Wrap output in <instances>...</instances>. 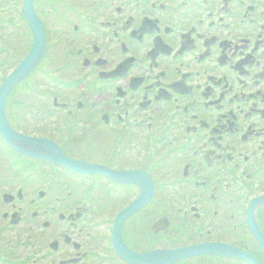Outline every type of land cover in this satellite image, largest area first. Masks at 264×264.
<instances>
[{"label":"flooded vegetation","instance_id":"af4514ba","mask_svg":"<svg viewBox=\"0 0 264 264\" xmlns=\"http://www.w3.org/2000/svg\"><path fill=\"white\" fill-rule=\"evenodd\" d=\"M37 8L57 43L53 86H66H59V104L66 108L60 120L52 115L46 121L47 134L24 128L22 113L16 128L54 136L86 160L99 158L101 131L107 130L111 152L104 163L149 171L156 188L173 191V240L226 242L264 264V251L245 224V203L264 195V0H38ZM20 16L19 0H0V79L31 44ZM32 89L31 82L15 89L17 111L26 109ZM1 148L0 140V165ZM15 155L2 169L19 163ZM162 171L169 179L159 180ZM0 173V264H36L35 247L25 252L21 236L36 239L41 215L30 217L28 210L37 202V188L49 189L47 181ZM93 178L101 181L99 191L113 190L121 208L139 193L135 184L103 176L81 177L86 188ZM6 192L16 198L6 202ZM119 205L113 201V218ZM73 207L67 219L50 221L49 229L58 232L59 261L80 257L85 264L98 257L100 244L84 233L87 209ZM16 212L21 220L14 224ZM134 217L141 226L145 209ZM257 218L264 231V207ZM45 233L49 238L55 232ZM153 247L132 246L138 252ZM48 262L57 264L53 256Z\"/></svg>","mask_w":264,"mask_h":264},{"label":"water","instance_id":"95a60500","mask_svg":"<svg viewBox=\"0 0 264 264\" xmlns=\"http://www.w3.org/2000/svg\"><path fill=\"white\" fill-rule=\"evenodd\" d=\"M25 16L34 33L33 48L21 65L5 79L0 88V135L6 143L27 157L43 160L78 174H103L121 182L138 183L142 188V194L117 216L112 233V241L116 253L121 259L130 264H176L184 259L199 255L236 257L244 259L250 264H260L251 254L221 243H204L178 249H157L144 254L134 252L126 245L123 239L122 226L129 216L142 209L151 200L154 193V185L148 175L138 172H115L102 165L72 159L55 142L23 135L11 127L5 111L7 98L15 85L39 66L46 49L47 38L45 29L34 12L33 0H25ZM262 205H264V197L253 200L250 203L248 221L252 232L264 249V234L255 218L257 208Z\"/></svg>","mask_w":264,"mask_h":264},{"label":"rangeland","instance_id":"374dc122","mask_svg":"<svg viewBox=\"0 0 264 264\" xmlns=\"http://www.w3.org/2000/svg\"><path fill=\"white\" fill-rule=\"evenodd\" d=\"M10 113L13 116L15 114V107L12 104L10 105ZM26 164L29 168L28 171H30V169H31L30 167L32 165L29 161L21 162L20 166L23 169V167H26ZM38 168H39L38 170H36L35 168H34V170L35 171H51V169L49 167L45 168L42 165H38ZM22 169L20 171H23ZM9 170L13 171L15 169L9 168ZM9 170L6 169L5 171H9ZM55 171L56 172L53 173L54 184H57L58 187L61 188L62 185H59V182L62 180H65V182H66V179H62V178H66V175L64 176L61 174V172H58L57 170H55ZM0 175H1V173H0ZM68 184L70 185V181H68ZM75 186H72V188H73V190H75V194H77V195H75L71 191V188L67 192H61V190H59L58 187H56L55 189L52 190V195L50 197L45 198L42 201H39V203L36 205L35 209L39 210V211H44L45 209H51V208H53V206H56L58 212L59 211L65 212L66 210L68 211V208H66V206H63L60 203H57L56 200H52V199H55V197L60 196V197L64 198V202H67V200H74V199L82 198L83 193H81V188L79 189L80 194L78 195V192H77L78 190H76L77 186L76 187ZM83 187H85V185H83L82 188ZM160 197H162L163 199H167V196L165 194H161ZM171 202H173L172 198L169 199L168 203H171ZM164 205L165 204H162L160 199L157 200L156 203L154 205L150 206V208L147 210V213L145 214L146 217L144 219V223H142L141 226L137 225L135 222L132 224V226H130L128 228V232L126 233L127 234L126 238L128 237V240L131 242L132 245H134L136 247L141 246L143 248H148L150 246H158V245H162V244L166 245V243H168V242H175L176 245L181 244V241H182L181 238H179V239L175 238L173 240V237H172V235H174L178 231V226H175L176 223H174L175 221L173 222L174 226L172 225V228H171L172 230H170L169 234L162 233V234H159L158 236L154 235V232L152 230V225L154 224V222L157 219H159V217L162 215L169 214L170 216L169 215L168 216L171 218L174 215V214H170V213L165 212L164 210H166V208L165 207L163 208ZM105 217L109 218V216H106V214H105V216L102 215L100 217V219L105 218ZM43 218H47L50 221H54L55 224L59 223V219H58L57 215H55V216L48 215L46 217L43 216ZM43 218H41V220L38 221L40 223L41 230L43 228V227H41V223L43 221ZM134 226H135V228H134ZM102 230L107 232L105 226L100 228V229H96V230L94 229L95 232L102 231ZM50 231H51V229L48 230V232H50ZM52 231L55 232L54 236L56 237L58 235V232L54 231V230H52ZM39 236H41L40 233H38V235H37L36 246H35L36 250L41 248V243H40L41 239L38 238ZM141 236L144 237V239H145L144 242L139 241V237H141ZM23 239H26V241H27V246L24 248V251L28 252L30 250V246L28 245L29 240L27 237L24 238L23 236H21V242L23 241ZM140 243H141V245H140ZM57 257L59 258L60 255L57 254ZM107 257L108 256H106V258ZM230 264H236V263H230Z\"/></svg>","mask_w":264,"mask_h":264}]
</instances>
